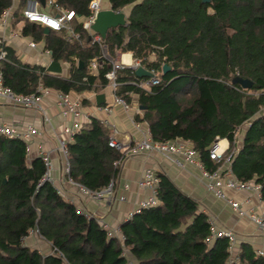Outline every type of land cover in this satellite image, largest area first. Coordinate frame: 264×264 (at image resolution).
I'll list each match as a JSON object with an SVG mask.
<instances>
[{
  "label": "trees",
  "instance_id": "trees-1",
  "mask_svg": "<svg viewBox=\"0 0 264 264\" xmlns=\"http://www.w3.org/2000/svg\"><path fill=\"white\" fill-rule=\"evenodd\" d=\"M26 1L14 12L22 35L44 42L53 61L70 70L63 76L24 62L0 40V53L7 52L0 61L5 86L17 94L37 92L40 84L62 94L98 91L109 84L111 59L131 52L159 71L160 83L141 88L133 83L141 80L134 68L126 66L117 73L116 94L129 106L137 96L143 114L135 120L149 125L152 140L190 141L213 171L220 164L209 148L228 139L235 176L260 184L264 199V0H109L114 10L130 7L128 23L110 28L100 41L81 20L91 14V0H55L75 11L71 23L77 36L27 20ZM13 2L0 0V17ZM95 59L97 72L91 69ZM165 63L171 66L166 73ZM111 135L96 117L76 130L67 142L68 176L92 190L115 182L127 154L110 146ZM46 174L41 156L29 160L26 140L0 133V264H128L126 249L135 264H229V238L211 239L209 215L163 172L157 173V203L122 222L123 240L59 193ZM31 229L67 262L56 252L44 255L26 245ZM232 264H264V256L242 241Z\"/></svg>",
  "mask_w": 264,
  "mask_h": 264
},
{
  "label": "crops",
  "instance_id": "crops-1",
  "mask_svg": "<svg viewBox=\"0 0 264 264\" xmlns=\"http://www.w3.org/2000/svg\"><path fill=\"white\" fill-rule=\"evenodd\" d=\"M20 2L21 0H14L12 7L6 9L0 17V40L11 46L22 61L48 67L53 59L50 51L45 48L44 42H36L31 37L23 36L21 24L16 23L14 12L20 6ZM108 3L110 6V2ZM41 9L52 11V8L46 3L45 5L41 3ZM129 11L130 7L126 12ZM84 19L81 20L84 21ZM33 41L36 43L35 47L30 45ZM117 59L125 62L127 66H132L135 62L131 52L120 53ZM61 64L63 71L59 74L67 76L70 70L69 65ZM91 69L93 72H97V68L91 66ZM59 93L53 88H48L42 97V110L17 106L4 97H0V114L8 123L17 125L22 131H25L28 125L36 126L40 133L27 141L29 160L41 156L42 151H50L51 181L57 189L61 190V194L65 198L76 204L79 210L105 222L108 229L119 230L118 235L123 240L120 231L122 222L137 211L141 207L142 201L151 195L150 190L138 186V180L141 179L147 168H153L157 173L167 174L180 188L193 196L199 202L200 209L205 211L211 220H215L218 226L232 228L241 241L251 243L256 250L264 249V230L234 211L224 200L218 199L209 192L199 168L189 165L185 169H181L158 153L138 155L126 153V158L120 164V172L115 181V196L112 200H94L79 192L69 182V176L65 171L66 156L58 148L61 139L71 141L73 133L77 130L74 127L73 114H66L64 107L58 103ZM68 95L73 101L79 103L82 116L78 121L82 124L81 128L88 125L93 117L99 118L103 122L107 120L106 124L111 130L112 125L117 129L115 133L112 130L114 137L126 146L136 139L150 136L149 125L144 121L135 120L136 114H143V109L137 103V96L131 105L125 108L122 104L115 102L114 91L109 84L98 91L82 93L73 91ZM99 95L102 97L101 102H98ZM104 107H109L110 110H105ZM242 139L243 134L240 132L238 145H241ZM189 143L193 146L190 141ZM222 144L225 148L230 145L226 138L222 139ZM229 193L239 200L249 198V204L264 210V202H260L257 196L250 192L231 190ZM25 244L39 249L44 255L52 253V244L38 234H29L25 238ZM126 255L135 264L128 254V249H126Z\"/></svg>",
  "mask_w": 264,
  "mask_h": 264
},
{
  "label": "built area",
  "instance_id": "built-area-1",
  "mask_svg": "<svg viewBox=\"0 0 264 264\" xmlns=\"http://www.w3.org/2000/svg\"><path fill=\"white\" fill-rule=\"evenodd\" d=\"M109 0H91L89 4V8L91 10V14L84 19V26L88 30L92 31L91 26L94 23L96 16L100 10L105 8H111L109 6ZM46 4L52 8V11H44L41 9V2L39 0H27L23 9L24 17L30 22L41 24L42 26L48 27L54 30H63L67 29L72 36H77L74 32V28L72 26V20L75 18L76 13L72 9H65L58 5L55 0H46ZM121 11V10H115ZM97 40H101V36L98 34L95 37ZM32 47L36 46V43L33 41L30 43ZM6 50H2L0 53V61L6 57ZM106 55V54H105ZM108 56V55H106ZM112 67L106 73V77L109 80V85L112 87L114 91V100L117 103L122 104L125 108L129 107L128 103L124 98L118 96L116 94V88L118 85L117 82V73L118 71L124 69L126 67V63L122 60L111 59ZM142 65L140 60H136L132 67L134 70ZM92 68H98V61L95 59L91 63ZM144 66V65H142ZM147 68L152 76L140 78L139 81H133V83L137 84L139 87L144 88L146 90H151L154 85L160 83V74L156 68ZM48 88L43 85H39L37 92L30 94H17L10 87H7L3 83V73L0 70V97H4L10 103L22 106L26 108H33L36 110H42V97L44 92H47ZM58 103L64 107L65 113H72L75 122V129H80L82 124L78 121L82 116V111L79 108V103L73 101L68 94H58ZM105 110H110L109 107H104ZM107 123V120L104 121ZM113 133L117 131L114 125L111 126ZM0 133L4 134L8 137H17L22 138L28 141L30 138L38 135L40 132L34 125H28L25 131H22L17 125L8 123L4 116L0 114ZM67 140L61 139L59 143V150L66 156V164L65 171L68 174L70 170V164L68 161V147ZM110 146L125 152L131 155L138 154H153L158 153L172 161L179 168L185 169L189 165L196 166L201 170L202 177L205 179L206 188L209 192L213 193L218 199L224 200L227 204H229L234 211L238 212L241 216L248 218L251 222L256 224L257 227L264 230V210L258 206L249 204V198L245 200H239L230 195L229 191L236 192H250L253 195H256L260 202H264L261 193V185L257 184L254 181H241L239 180L232 168V152H228V148H225L222 144V139H217L214 141L209 148V155L212 160L220 165L213 171H210L206 168L202 160L200 159V155L198 150L190 145L188 140L184 139H174L165 142H157L152 140V138L148 136H144L140 139H136L130 145L126 146L123 142L117 140L114 135H111ZM41 157L43 158L46 168L47 174L46 178L51 180V170H52V161L50 158V151H42ZM69 178L70 184L75 186L79 192L83 195L94 199V200H112L114 198L115 191V182L112 181L107 187L101 190H92L85 185L74 181L72 178ZM159 177L157 172L153 168H147L143 176L140 180H138V186L143 189H148L151 191V195L142 201L141 207L137 210L139 211L141 208H146L149 206H153L157 203V194H158V184ZM59 193L61 190L58 189ZM248 204V205H246ZM90 215V214H88ZM99 220V219H98ZM99 222L108 229L107 224L105 222ZM212 223V233L211 239L217 237H228L230 240V251L231 258L229 260V264H232L236 259L239 258V251L241 245V239L238 237L235 230L229 227H221L218 226L215 220H211ZM110 235L119 234V230L108 229ZM30 234H38L43 237L38 229H31ZM259 255L264 256V249L256 250ZM57 253L60 255L65 261V257L56 248L52 246V253ZM67 262V261H66ZM128 264H134L129 261Z\"/></svg>",
  "mask_w": 264,
  "mask_h": 264
},
{
  "label": "water",
  "instance_id": "water-1",
  "mask_svg": "<svg viewBox=\"0 0 264 264\" xmlns=\"http://www.w3.org/2000/svg\"><path fill=\"white\" fill-rule=\"evenodd\" d=\"M43 5H45L46 0H39ZM203 2H209L210 0H202ZM128 12L126 11H115L112 8H105L103 10H100L96 16V19L94 23L91 26V29L93 32L98 33L101 37H105L107 31L110 28L118 27V26H124L128 23ZM46 31H49L50 28L45 27ZM48 70L53 73H61L63 71V66L60 62L52 61L48 65ZM169 70H171V66L168 63H165L163 65V72L166 73ZM135 73L137 77L144 78V77H150L152 76L151 72L145 68L144 66L140 65L135 69ZM242 85L244 87H250L251 82L247 79H241L240 80ZM102 97L98 96V102H101ZM141 109H143V106H141ZM6 179H4V182Z\"/></svg>",
  "mask_w": 264,
  "mask_h": 264
},
{
  "label": "rangeland",
  "instance_id": "rangeland-1",
  "mask_svg": "<svg viewBox=\"0 0 264 264\" xmlns=\"http://www.w3.org/2000/svg\"><path fill=\"white\" fill-rule=\"evenodd\" d=\"M104 53H105L106 55H109L107 51H104Z\"/></svg>",
  "mask_w": 264,
  "mask_h": 264
}]
</instances>
